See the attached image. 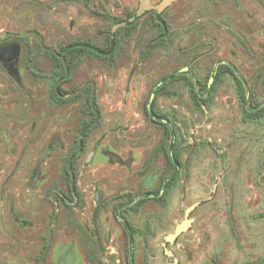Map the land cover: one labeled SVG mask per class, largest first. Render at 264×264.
Segmentation results:
<instances>
[{
    "label": "flooded vegetation",
    "instance_id": "1",
    "mask_svg": "<svg viewBox=\"0 0 264 264\" xmlns=\"http://www.w3.org/2000/svg\"><path fill=\"white\" fill-rule=\"evenodd\" d=\"M14 1L36 7L44 15L50 10V0ZM83 2L97 5L96 0ZM158 3L136 0L133 13L117 19L105 39L98 40L84 33L57 50L51 48L45 34L37 35V39L25 44L17 40L0 43L1 55L5 58V61L0 59V264H113V259L120 256H123L124 264H137V237L142 236L130 216L143 215L148 205H166L167 197L177 186L182 173L183 162L178 152L174 122L157 110L155 104L154 109L166 119L148 115L146 110L152 100L153 87L142 110L146 122L162 130L158 157L162 159L163 164L159 163L163 168L160 175L150 171L140 179L148 164L144 159L137 171L139 179L136 174L129 178L131 174L127 172L137 165L133 153L127 151L123 156L113 150L110 143L115 137L110 136L111 132L108 143L94 135L101 122L103 106L98 102L97 89L93 85H84L72 93L67 92L66 87L84 59L113 64L120 48L119 35L130 32L144 16L154 15L153 24L156 22L154 26L158 32L162 21L169 26L164 18L165 11L185 4L189 61H199L206 55L201 48H219L217 53L221 57L203 84L194 80L189 67H183L185 71L180 69L173 82L182 80L187 84L193 106H205L223 74L234 79L236 92V81L242 83L245 91L250 93L251 104L257 100L247 87V75L257 79L261 73L257 85L264 91V66L259 68L264 65V0H177L161 14L148 10L136 21L121 25L141 6ZM169 32L172 36L170 26ZM149 45L148 50H152ZM25 47L30 49L26 51ZM25 52V68L32 79L29 87H25L23 81ZM39 54L43 55L45 61L42 62L46 65L40 63ZM233 61L254 66L243 72L231 63ZM211 80H214L213 85ZM194 89L199 97L198 104L193 98ZM72 104L80 105V119L74 135L67 137L66 108ZM14 109L27 111L28 119H19L17 113H12ZM7 110L10 111L6 113ZM121 172L125 176L122 177ZM193 211L187 217L193 221L185 233L173 243L164 241L185 219L186 213L159 243L161 255L168 264H179L172 248L191 230L195 220L191 215ZM145 225L147 234L151 235L150 225L147 222ZM149 249L152 250L150 245Z\"/></svg>",
    "mask_w": 264,
    "mask_h": 264
},
{
    "label": "rangeland",
    "instance_id": "2",
    "mask_svg": "<svg viewBox=\"0 0 264 264\" xmlns=\"http://www.w3.org/2000/svg\"><path fill=\"white\" fill-rule=\"evenodd\" d=\"M83 1L50 0V10L44 15L23 2L0 0V43L17 40L25 44L45 34L51 48L57 50L84 33L105 39L111 25L132 14L136 5V0H96L94 6ZM187 13L185 4L165 11L164 18L173 35L166 45L152 50H148V44L157 33L154 15L144 16L130 32L119 35L120 48L113 64L84 59L67 84V92L72 93L84 85L97 89L98 102L103 106L94 135L108 143L111 132L110 136L115 137L110 143L113 150L123 156L127 151L133 153L137 165L127 172L131 174L129 178L136 174L139 179L137 171L144 159L148 164L140 179L150 171L160 175L163 168L158 157L162 130L147 123L142 110L153 87L183 67L191 68L194 80L203 84L221 57L219 48L207 46L200 49L206 52L202 59L189 61ZM23 57V81L29 87L32 79L25 68L26 52ZM38 59L46 65L42 54ZM231 63L243 72L254 66ZM260 76L261 73L257 79L249 75L246 78L247 87L259 102L264 101V91L258 87ZM188 88L182 80L171 83L167 86L170 93L155 101L156 109L174 122L183 167L166 205H148L143 215L130 216L142 236L137 237V264H168L159 243L183 220L185 209L196 204L191 230L172 248L179 264H264V217H258L264 212V119L244 121L235 81L229 74L221 76L204 107L192 105ZM79 109L80 105L74 104L66 108L67 137L74 135ZM12 113H17L19 119H28L27 111L14 109ZM145 222L150 225L151 235L147 234ZM124 262L123 256L113 259V264Z\"/></svg>",
    "mask_w": 264,
    "mask_h": 264
},
{
    "label": "trees",
    "instance_id": "3",
    "mask_svg": "<svg viewBox=\"0 0 264 264\" xmlns=\"http://www.w3.org/2000/svg\"><path fill=\"white\" fill-rule=\"evenodd\" d=\"M154 24H156V22H154ZM158 32L156 34V36L152 39V41L150 42L149 48L153 49L156 48L158 46L164 45L169 39H170V32H169V26L167 25V23L165 21H162V24L158 25ZM181 72V71H180ZM179 72L169 75L167 77H165L164 79L160 80L153 89V96H152V100L149 102L150 105L147 108V113L150 117L155 116V117H159V119L164 120L166 119V116L162 115L161 113H159L158 111H156L154 109V104H155V100L156 98L161 95H168L170 92L167 90V86L171 83L174 82L175 79L178 78V74ZM237 83V92L238 95L241 99V104L240 107L243 111L244 114V119L246 121H259L264 119V101L259 102L256 101L254 104L250 103V93L246 92L244 89V86L242 85V83L240 81H236ZM213 85V83H212ZM193 98L195 99V102L198 104L199 103V97L197 95V93L193 92ZM203 102H205V100H201ZM248 106L250 108H248ZM163 126H166L165 124H163ZM170 129H168L169 131ZM258 217L263 218L264 217V212L259 213Z\"/></svg>",
    "mask_w": 264,
    "mask_h": 264
},
{
    "label": "water",
    "instance_id": "4",
    "mask_svg": "<svg viewBox=\"0 0 264 264\" xmlns=\"http://www.w3.org/2000/svg\"><path fill=\"white\" fill-rule=\"evenodd\" d=\"M176 1L177 0H161L157 5H154V6L145 7L143 5L138 9V11L135 13V15L133 17L129 18L126 22L122 23L121 25H126V24H129V23L136 21L139 17H141L148 10H153L156 13L161 14L162 12H164L167 8H169ZM2 52H3V49L0 50V59L5 61V58L2 57V55H1ZM185 70L186 69H183L182 71H185ZM197 205L198 204L193 205L186 210L185 219L176 226V228L174 229V232L172 234H169L168 236H166L164 238L165 242L173 243L174 240L178 236H180L182 233H185L188 230V228L191 226V223L193 220L192 219L188 220L187 217L195 209V207ZM163 246L165 247V244H163Z\"/></svg>",
    "mask_w": 264,
    "mask_h": 264
}]
</instances>
